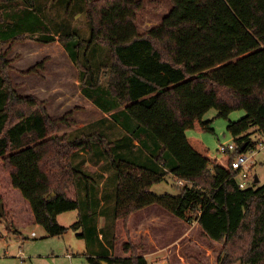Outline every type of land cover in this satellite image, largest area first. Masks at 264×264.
<instances>
[{"label": "trees", "instance_id": "trees-1", "mask_svg": "<svg viewBox=\"0 0 264 264\" xmlns=\"http://www.w3.org/2000/svg\"><path fill=\"white\" fill-rule=\"evenodd\" d=\"M43 1L0 0L25 7L22 15L10 12L12 18L0 12V44L12 46L27 33L40 32ZM74 1L51 4L65 3L68 16L75 12ZM169 1L171 9L161 23L141 31L138 18L145 0H85L80 8L90 28L88 40L73 31L37 39L63 45L79 69L82 94L127 129L124 145L150 150L148 132L155 135L158 142L151 152L157 171L118 160L114 142L100 127L85 129L74 139L60 135L66 118L55 120L45 101L20 95L11 60L0 53V218L12 228L22 220L42 226L48 237H62L68 228L59 224L58 216L82 208L76 182L89 180L84 158L80 167L76 159L99 151L119 176L114 216L123 222L127 256L87 253L89 264H149L142 245L131 237L129 221L150 206L197 222L204 237L222 244L217 264H264V185L255 178L241 188L233 169L238 156L257 147L248 131L264 134V0ZM98 45L111 55L106 88L92 62ZM43 67L41 62L26 73ZM120 106L125 110L116 115L112 109ZM212 109L227 120L236 110L246 112L229 122L236 149L220 159L211 158L202 139L187 135L188 130L215 132L212 121L204 119ZM127 116L140 126L136 129ZM169 173L180 194L150 192ZM90 222L85 223L90 238L78 234L87 242L92 236L98 239L96 224L90 227Z\"/></svg>", "mask_w": 264, "mask_h": 264}, {"label": "rangeland", "instance_id": "rangeland-1", "mask_svg": "<svg viewBox=\"0 0 264 264\" xmlns=\"http://www.w3.org/2000/svg\"><path fill=\"white\" fill-rule=\"evenodd\" d=\"M23 4L22 2L0 3V12L6 19L12 18L10 12L18 11L22 15L25 10ZM42 6L45 25L41 27L40 32L27 33L25 40L15 42L12 46L11 43L0 44V53H7L8 59L11 60V77L17 92L22 96L32 95L45 101L53 119L66 118L67 123H61L59 126L60 135L68 134L71 136L70 138L74 139L87 133H82L85 129L89 131L96 129L95 131H97L102 128L114 142V151L118 160L157 171L158 166L154 164L151 152L155 151L158 142L155 135L148 132L150 150L138 147L130 148L124 145L127 129L116 123L111 114L105 115L100 108L82 94L79 69L63 45L59 41L49 44L37 41V39L53 33H56V38H58V34L65 31L76 32L80 39L88 40L90 28L80 8L82 6L85 8V0H75L73 3L75 12L68 16L65 13L66 6L63 2L52 6L51 0H44ZM170 9L169 0H145V8L138 18L141 31L149 30L161 23ZM17 20L18 18L15 19V21ZM41 62H44L43 69L39 68L37 72L31 74L26 73ZM92 62L96 68V75L100 79L101 87L106 88L111 64L109 51L98 45L92 51ZM123 109L125 110V107L120 106L114 107L112 110L116 115H121ZM245 115V111L236 110L230 114L227 120L217 117L218 111L212 109L204 119L212 121L215 132L188 130L187 135L202 139L210 149L211 158L220 159L223 156L220 146L234 142L233 137L227 131L229 122L238 121ZM130 120L136 129L140 126L133 119ZM247 135H250L253 143H257L256 149L246 153V156L250 157L248 165H254L249 171L250 180L252 181L258 176L259 185L262 186L264 185V146L261 147L258 144L262 139V134L255 128H251ZM83 158L90 171L86 172L89 174V180H77L76 182L83 206L80 210L58 216L59 224L67 227L68 231L63 237H48L46 230L40 225L21 220L18 227L12 228L6 220L0 218V264H71V260L66 257L67 254L73 256V261L79 260L82 264H89L79 253L84 251L94 253L98 244L93 236L88 242L78 236V234L86 233L90 238L91 231L85 226L88 221H91L90 227L95 226L96 221L105 224L102 232L106 243H109L113 236L119 234L118 242L115 245L116 250L122 241V234L125 233L123 222L116 221L114 216L119 176L110 162L101 158L99 151L94 152L93 155L85 154L82 159L77 158L76 165L78 167H80L78 162L83 161ZM150 192L160 196H178L180 187L176 178L172 173H169L163 182L153 185ZM102 199L105 204L102 207L104 218H98V203H101ZM151 211L163 212L161 223L165 230L173 227L170 225L169 218L179 219L158 206H150L136 213L133 216L134 220L131 221L135 222L140 216L147 215V212ZM80 222L81 225L77 229L72 228L73 225ZM182 227H185L186 230ZM121 229L122 231L119 233L118 231ZM173 229L174 231L169 234L163 233V229H161V232L158 231L157 239L161 245H170L163 253L164 256L167 254L168 259H171L174 264L184 259L187 264H217L222 252V244L204 237L197 222L186 225L178 224ZM33 232L37 233V237H31ZM184 232L185 234L181 235ZM125 236L124 242L126 243L128 240L126 233ZM132 239L135 240L133 237ZM116 255L122 256L121 251H116Z\"/></svg>", "mask_w": 264, "mask_h": 264}, {"label": "crops", "instance_id": "crops-1", "mask_svg": "<svg viewBox=\"0 0 264 264\" xmlns=\"http://www.w3.org/2000/svg\"><path fill=\"white\" fill-rule=\"evenodd\" d=\"M105 115H107V114H105ZM135 144L138 145V142L135 141ZM88 165H90V164H88ZM253 166L254 165H252L251 167L253 168ZM255 178H258V176H256ZM259 182H260V179H259ZM104 205L105 204H104V201L102 199L100 208L98 209V216H97L98 218H100V217L104 218L103 213H102V207ZM145 209L146 208L138 211L137 213H139ZM147 213H148L147 215L140 216V218L135 220V222H132L131 220L132 219L134 220L133 216L136 213L132 216L133 218L131 217V219L129 221V230L131 232V236L138 242L137 244L142 245V248L144 251V256L148 260L149 264H174L171 259H168L167 254H166V256H164L163 251H166L167 248L170 247V245H165V246L161 245L159 239H157L158 231L161 232L162 231L161 229H163V233L169 234L172 231H174L173 228L176 227V225H178V224L186 225L187 222L182 220V219H172V218L168 217L170 219L169 220L170 225H172L173 227H169L168 229L165 230L163 228L164 225H162V223H161L163 212L155 213L154 211H151V212H147ZM131 222H132V224H131ZM104 226H105V224L103 225L101 222L99 223V221L98 222L96 221L97 234H95V235L98 238V239H96V243L98 244V246L94 249V253L89 252V251H84L82 253H79V255L84 257L86 260H87V256H88L87 253L98 254V255L102 254V255L117 256V257L127 256V254L123 251V248H122L123 245L125 244V242H124V237H126L125 233L122 234V236H123V237L121 236L122 241L120 242V244H118V247H116V250H115V245L118 242L117 239L119 238V234H116V236H113V238L115 240V242H113V245H111L110 242L106 243L104 235L102 234V230L104 229ZM182 228L185 229V227H182ZM121 231H122V229L119 230L118 232L120 233ZM185 232L181 233V235H184ZM35 237H37V233H36ZM35 237H33V238H35ZM113 238H112V240H113ZM81 239H83V238H81ZM135 240H134V242H136ZM116 251H121L122 256L116 255ZM66 257L71 260V264H82L81 262H79V260L73 261V259H72L73 256L71 254H67ZM181 258L184 259L183 257H181ZM177 264H187V261L184 259V260L178 261Z\"/></svg>", "mask_w": 264, "mask_h": 264}, {"label": "built area", "instance_id": "built-area-1", "mask_svg": "<svg viewBox=\"0 0 264 264\" xmlns=\"http://www.w3.org/2000/svg\"><path fill=\"white\" fill-rule=\"evenodd\" d=\"M258 144L261 147L264 146V134L262 135V139ZM235 149H236V145L234 142L232 144H229V145H221L220 146V152H222V153H224L228 150H235ZM249 160H250V157H247L246 154H241L240 156L237 157L236 161L233 163L234 171L238 172L239 185L243 189L249 187L250 183L252 182L250 180V175H249V171L251 168V166L248 165ZM31 236L35 237L36 233L33 232Z\"/></svg>", "mask_w": 264, "mask_h": 264}, {"label": "water", "instance_id": "water-1", "mask_svg": "<svg viewBox=\"0 0 264 264\" xmlns=\"http://www.w3.org/2000/svg\"><path fill=\"white\" fill-rule=\"evenodd\" d=\"M246 145L244 144L243 145V148L245 149ZM256 182H259V179L256 178ZM4 213V205L3 203H0V214H3Z\"/></svg>", "mask_w": 264, "mask_h": 264}]
</instances>
